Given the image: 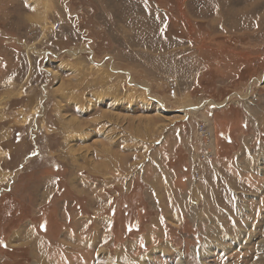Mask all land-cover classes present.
Listing matches in <instances>:
<instances>
[{
  "label": "rangeland",
  "instance_id": "1",
  "mask_svg": "<svg viewBox=\"0 0 264 264\" xmlns=\"http://www.w3.org/2000/svg\"><path fill=\"white\" fill-rule=\"evenodd\" d=\"M178 261L264 264V0H0V264Z\"/></svg>",
  "mask_w": 264,
  "mask_h": 264
},
{
  "label": "bare ground",
  "instance_id": "2",
  "mask_svg": "<svg viewBox=\"0 0 264 264\" xmlns=\"http://www.w3.org/2000/svg\"><path fill=\"white\" fill-rule=\"evenodd\" d=\"M161 107V106H160ZM205 120V119H204ZM181 262V261H180ZM177 264H180L179 261L177 262Z\"/></svg>",
  "mask_w": 264,
  "mask_h": 264
},
{
  "label": "built area",
  "instance_id": "3",
  "mask_svg": "<svg viewBox=\"0 0 264 264\" xmlns=\"http://www.w3.org/2000/svg\"><path fill=\"white\" fill-rule=\"evenodd\" d=\"M209 136H210V134H209ZM210 138H211V136H210Z\"/></svg>",
  "mask_w": 264,
  "mask_h": 264
},
{
  "label": "trees",
  "instance_id": "4",
  "mask_svg": "<svg viewBox=\"0 0 264 264\" xmlns=\"http://www.w3.org/2000/svg\"><path fill=\"white\" fill-rule=\"evenodd\" d=\"M216 137V136H215Z\"/></svg>",
  "mask_w": 264,
  "mask_h": 264
}]
</instances>
